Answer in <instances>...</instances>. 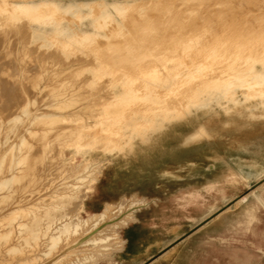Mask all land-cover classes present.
Instances as JSON below:
<instances>
[{"label":"rangeland","instance_id":"374dc122","mask_svg":"<svg viewBox=\"0 0 264 264\" xmlns=\"http://www.w3.org/2000/svg\"><path fill=\"white\" fill-rule=\"evenodd\" d=\"M13 1L0 0V76L2 75L0 77V131L3 130L0 133V156L7 151L6 153H9L7 158L10 159L7 160L9 164V161H11L10 156L13 157V151L17 150L20 144L19 148L22 147L26 151V153L23 151L25 154L28 155L27 152H29L32 156L24 154L29 157L28 160L20 161L23 164L26 162V167L23 166V168H26V172L24 174L21 172L25 177L24 180L21 175L23 184L17 182L21 179L15 181L16 185L15 182L13 184L16 189H19L20 186V189L23 188L19 192L17 190L14 197L20 198L23 195L22 200H28L26 208L31 209L34 201H37L34 204L38 203L39 205L49 202V198L47 201V194L49 193L47 191L52 187V190L61 187L57 196L59 200L56 199V201L62 202L59 204L61 208L58 209L57 207L55 212H52L54 213L52 219L43 218L40 237H43L44 241L35 248L36 251L30 252L29 250L27 254L22 256L19 253V255L17 253L14 255L9 254V257L7 251L4 250L10 247V243L5 244L2 240L0 246L4 243L1 247L7 246L8 248L2 249L0 247V251L3 250L1 253L6 252L5 255L1 254L6 258L1 257L3 259L0 258V264H99L103 261H108L105 264H110L115 253L121 250L125 243V241L123 244L120 243L118 230L122 236V230L133 220L134 212L160 204L158 199H165L171 208L187 209L189 230L202 225L211 226L214 218L218 215H221L220 225L224 226H250L253 229L264 225V112L258 111L259 115L263 114L259 118L240 119L242 126L239 129L228 128L227 131H221L219 136L210 141L204 139L187 147L174 141L175 137L173 136L172 141L170 140L171 143L169 141L164 144L158 143V146L152 145V147L142 145L138 135L147 134L150 131V125L135 130L133 141L135 142L134 146H136L134 148L130 145L121 146L118 137L114 135L116 118L118 117L114 116V119L109 120L110 123L112 122V127L109 129L111 132L99 130L100 126L95 124L96 121L101 122L108 113H117L118 110L126 111L127 117L132 115L133 112L136 113V110H140L142 115L147 114L152 106L140 97L147 93L146 87L155 83L158 73L154 70L170 66L168 58L174 56L178 60L190 62V58H196L203 48H206V52L214 48L219 52L217 63L219 62L221 66L227 67L230 65L231 67L242 66L245 68L250 63L246 60V55L228 59L230 50L234 51L236 46H241L240 44L243 43V48L254 47L252 58L258 59L261 57L260 53L264 51V40L261 39L263 34H261L262 36L255 34L250 37L245 34L244 37L238 39L225 35L217 37V34L219 35L223 30L229 29L231 19L234 20L232 13L230 14L235 10L233 7L231 9L233 0H230L231 3L228 2L229 0H226V3L225 0L222 3V0H204V3L203 0H150L133 4L123 14L112 10V17L108 18L102 17L106 7L101 4L100 0H89L87 4L93 7L91 13L96 27L102 32L101 35L95 37V41L84 40L83 35L78 32L83 29L87 31L90 38L93 37L91 33L93 27L90 26L92 19L85 21L86 15L66 14L67 12L61 10V7H55L53 3L42 1L39 10H37V12H40L35 17H48L55 22V30L47 35L40 33L35 27H31L34 16H28L25 13H14L11 9ZM187 1L188 3H186ZM200 1L205 5H200ZM197 5L201 8H197ZM225 7H228V9ZM204 8L205 10L207 8L211 9L207 10L208 14H210L209 11H212L211 15L213 17L218 16L216 19L213 18L214 22L212 21V24L208 20L210 15L207 14L206 16ZM202 10L203 16H201ZM227 10H230V12L226 13ZM235 11L237 14L235 19L239 18L238 22L241 23L239 27H246L247 25L250 29L264 27V0H251L248 4H242L241 8ZM247 12H249V15H247ZM205 16L209 22L205 20ZM230 16L233 18H228ZM194 17L197 19H194ZM202 20L209 24L203 23ZM220 24L223 25L220 26ZM62 26L66 29L63 30ZM198 42H200V45ZM135 86H137L136 90ZM184 91V88H176L174 93L168 94V97H166L168 100L164 105H169L172 111L178 109L185 102L186 94H184ZM117 94L124 96L117 97ZM51 96L53 99L50 98ZM63 101L65 102L64 105L62 104V107L59 108L56 104L61 105ZM26 103L29 104L26 106ZM160 106H163V104ZM23 107L28 110V117L22 115V122L19 120V124L18 121L13 122L11 119L14 116L16 117L18 111L20 113V109H23ZM75 107L77 108L76 111H74ZM61 110L62 112H60ZM36 112L38 115L44 112L48 114L55 113L58 115L56 116L58 122L55 117V120L51 119L52 117L50 118L53 122L46 118L50 123H47L45 119H42L40 123L39 121L33 122L30 118L33 119V116L37 115ZM75 112H78L77 118L79 119L74 120L72 118V120L71 117H67L73 115V113L76 114ZM94 114L99 115V117L89 119ZM59 115L67 119L62 122ZM28 119L31 121L30 126L27 125L30 122ZM82 119L85 120L84 123L92 124L93 127L92 129H86L85 134L82 133L78 139L75 132L77 133L78 130L80 132L81 129H78L76 125L83 124ZM6 120L9 121L8 126L13 123L17 127L11 125L8 129ZM43 120L46 121V124L43 123ZM32 123L35 124H33L34 127H32ZM42 125L45 126L42 127ZM70 126L73 129L76 127L75 130H78L74 131ZM12 127L15 129L11 133L9 130ZM6 128L7 130H4ZM27 128L29 131L26 130ZM182 130L185 134L193 131V129L185 127ZM45 131L48 132L46 136ZM22 132L23 135L19 139L18 137L21 136ZM42 134L46 141L43 140ZM108 136H111V140L107 139ZM39 139L41 142H39ZM136 140L139 141L136 142ZM50 141L51 143H49ZM179 141H182V138ZM21 142H24L23 146ZM36 143L42 144L36 145ZM83 143L84 145L88 144V146L83 147V150L81 149V152H78L77 148L83 146ZM16 144L18 147L14 146ZM29 144L36 147L32 150L33 147ZM44 145L45 148L49 146L44 149L47 151L46 153L42 147ZM242 145L247 146L242 147ZM28 147H32L31 151L25 149ZM133 149L134 151H132ZM85 151L87 152L86 156L96 160V164H93V166L88 165L89 169H83L85 171H81V177L79 175L80 178L78 179V175L72 176L75 170L73 166L77 170L81 168L77 165H80L83 160ZM33 155L34 157L38 156L34 158ZM70 157H74L72 162L69 161ZM254 159L258 163L256 167L253 165ZM7 161L5 162L7 163ZM20 162H17L16 165ZM53 164L55 165L53 166ZM33 165H36V169ZM43 167L44 169L47 168L48 171L44 170ZM16 168L23 170L22 165H18ZM34 170L37 171L35 179L32 177L34 176ZM42 173H45L46 176H43ZM2 176L4 175L0 174L1 178ZM51 180H54L55 184H53L55 186ZM69 182L72 184L71 186ZM64 185L69 187H66L69 189L68 192L65 191ZM26 187H28V190ZM61 190L65 192L62 191L61 193ZM66 192H70L71 195H66ZM86 192L87 196L85 195ZM65 202H68V204H65ZM70 202L74 206L69 205ZM79 202H81V205L83 203L87 211L97 214L87 216L84 211H80L79 207L81 205H79ZM65 206L68 207L64 208ZM31 210L33 211V209ZM31 210H26L28 214L26 211L21 212L23 214L20 213V217L17 216L18 222L20 220L25 223L26 220L29 221L30 217L32 218L33 213L37 214L35 210L30 213ZM41 210L42 208L40 211L38 210L39 215L46 214L45 210ZM64 210L69 213L66 214ZM62 212L66 216L70 214L69 217H71L69 227L64 232H62L64 220H61V218L65 217V214L63 215ZM0 219L1 222H5L2 217ZM49 222L53 227L55 225L61 226L54 231L52 229L44 231V226L48 225ZM30 234L26 233V236ZM253 237H258V235L253 234ZM11 246L13 250L20 247L18 244ZM16 246L17 248H15ZM11 250L12 253L13 250ZM23 251L22 248L21 252ZM63 252L65 254H62ZM59 254L62 255L55 260V257ZM51 261L54 262L50 263Z\"/></svg>","mask_w":264,"mask_h":264},{"label":"bare ground","instance_id":"6f19581e","mask_svg":"<svg viewBox=\"0 0 264 264\" xmlns=\"http://www.w3.org/2000/svg\"><path fill=\"white\" fill-rule=\"evenodd\" d=\"M42 1H47L49 3H53V5H55V7H61L63 11L67 12L66 14H71V15H77V14H83V15H86L87 18L85 21H88V20H91L92 21L90 22V26L93 27L91 33L93 35L92 38L89 37L87 31L83 30V29H80L78 32L80 34L83 35V39L84 40H90V41H95V37L101 35V30L97 29L96 27V23L93 19V16H92V11L91 9L93 8L92 6L88 5L87 3L89 2V0H14L13 1V5L11 6L12 8V11L14 13H25L26 15L28 16H34L33 17V21H32V26L31 27H35L40 33H43V34H47L49 35V33H53V31L55 30V22L51 19V18H48V17H35V15L37 13H39L40 11L37 12V10H39L40 8V3ZM144 1H150V0H100L101 4H103L105 7H106V11L105 13L103 14L102 17H112V10L114 11H117L119 12L120 14H123V12H125L127 9H129L130 6H132L133 4H137V3H141V2H144ZM192 1V0H191ZM217 1V0H216ZM220 1V0H219ZM228 1V0H227ZM232 1V0H231ZM231 1L229 0L228 2L231 3ZM251 1V0H233L232 2V6H231V9L233 7V9L235 8V10L241 8V5L242 4H248V2ZM259 1V0H257ZM79 2H81L79 4ZM199 2V1H198ZM204 3V0L202 1ZM201 1H200V5H205L203 4ZM207 2V1H206ZM223 2V0L221 1V3ZM188 3V1L186 2ZM219 2V4H221ZM225 3H226V0H225ZM190 4V3H189ZM219 4L216 3V5L219 6ZM195 6V3L193 4ZM229 5V4H228ZM188 7V5H186ZM190 6V5H189ZM198 7L197 8H201L199 5H197ZM210 6V5H209ZM217 6V7H218ZM222 6V5H221ZM224 7V6H223ZM246 7V6H244ZM242 7V8H244ZM215 8V6H214ZM228 9V7H225ZM237 8V9H236ZM60 9V8H59ZM184 9V8H183ZM209 9V8H207ZM206 9V10H207ZM161 10V9H160ZM205 8H204V11L206 12V16L208 14V10L206 11ZM211 10V9H209ZM233 10V12L235 11ZM164 11V10H163ZM172 11V10H170ZM185 11V10H184ZM191 11V9H190ZM228 11V10H227ZM202 12L203 10L201 11V16L202 15ZM205 12H204V15H205ZM212 12V11H211ZM210 11L208 15H210V17L208 16V18H212L211 20L208 19L210 22V24H212V21H213V18H217L218 16L216 17H213L211 14ZM226 12V11H224ZM230 10L226 13H229ZM233 12H230V14L234 17V20L231 19V22H230V25H229V29L227 30H223L221 34H217V37L218 36H231L233 37L234 39H238V38H241V37H244L245 34H247L246 36H253L255 34H258V35H261L263 34V36L261 37L262 40H264V27L262 26V28H253V29H250V27L248 28V25L245 27V26H240L239 27V24L240 21L238 22V19L237 20L235 19L236 18V11L234 12V15H233ZM189 13V12H188ZM243 13V12H242ZM249 15V12H247ZM199 14V13H198ZM214 14V13H213ZM165 15V14H164ZM193 15V14H192ZM191 15V16H192ZM215 15V14H214ZM226 15V14H224ZM190 16V15H188ZM196 16V15H194ZM204 17L205 20L207 21V17ZM212 16V17H211ZM223 16V15H222ZM243 16V15H242ZM220 17V16H219ZM233 17H228V18H233ZM244 17V16H243ZM32 18V17H31ZM193 18V16H192ZM242 18V17H241ZM250 18V17H249ZM179 19V18H178ZM194 19H197L196 17H194ZM223 19V18H222ZM220 19V20H222ZM224 19H225V16H224ZM244 19V18H243ZM168 20V18H167ZM205 20H202V22L204 23ZM241 20V19H240ZM169 21V20H168ZM207 21V22H209ZM225 21V20H224ZM118 22V21H117ZM205 22L206 24H209ZM214 22V21H213ZM221 23V21H219ZM226 23V22H225ZM205 24V25H206ZM247 24V23H246ZM180 25V24H179ZM223 25V24H220V26ZM244 25V24H243ZM9 26V25H8ZM140 26V25H139ZM177 26V25H176ZM213 26V25H212ZM22 27V26H21ZM149 27V26H148ZM173 27V26H172ZM243 27V29H242ZM61 28V27H60ZM150 28V27H149ZM213 29V27H211ZM215 28V27H214ZM224 28V27H223ZM11 29V28H10ZM62 29H66L65 27L62 26ZM142 30V29H141ZM19 31V30H18ZM24 31V30H23ZM138 31V30H137ZM136 31V32H137ZM133 33V32H132ZM148 33V32H147ZM1 34V33H0ZM30 34V33H29ZM56 34V33H55ZM187 34V33H186ZM52 36L54 34H51ZM139 35V34H137ZM11 36V35H10ZM136 36V35H135ZM134 36V37H135ZM44 37V36H43ZM137 37H140V36H137ZM136 37V38H137ZM51 38V37H50ZM53 38V37H52ZM249 43V41H248ZM9 44V43H8ZM198 44L200 45V42H198ZM244 44V43H243ZM243 44H240L241 46H236V48L234 49V51H231L230 50V54L228 55V59H230V57H233V59L235 58H238L242 55H246L247 58L246 60L250 63H248V65L243 68L242 66L238 67H234V66H227V67H223L221 66V64L217 63V59L219 58V52L216 51V49L214 48H211V50L207 51L206 52V48L202 49V51H199L200 53L197 55L196 58H190V62H185V60H178L176 57H171V58H168L169 61H170V66H166L164 69H155L154 71L156 73H158L157 77L155 78V83L151 84L150 86L146 87L147 89V93L142 95L140 98L146 102H149L150 105L152 106L150 109H149V112L146 114L144 113L142 115V113H140V110H136V113L133 112L132 115H130L129 117L126 116V111L124 110H118L117 113H108L107 116L105 118H103V120L101 122H98L96 121L95 124H98V126H100L99 130L101 129L102 131H109L111 132V130H109L111 127H112V122L110 123V119H114L116 117L117 121H116V125H115V131H114V135L116 137H118V142L120 143L121 146H124V145H130L132 148H134V144L135 142L133 141L135 139V130L137 129H142L144 128V126L146 125H150V131L147 133V134H139L138 136L140 137V141H141V144L142 145H146L149 147L152 145L156 146L158 143H166V142H170L171 143V138L172 136L175 137L174 141L176 142H180V145L181 146H191L192 144H197L199 142H201L202 140L206 139V140H212L214 138H216L217 136L220 135L221 131L223 130H226L228 128H236V129H239L242 125H241V122L239 121L240 119H244V118H259V117H262L263 114L259 115L258 111H262L264 112V51L260 53L261 57H259L258 59H254L252 58L253 57V54H252V51H253V46H250V48L246 49V48H243ZM214 45V44H212ZM211 45V46H212ZM37 46V45H36ZM24 47V46H23ZM8 48V47H7ZM21 48V47H20ZM256 48V47H255ZM29 49V48H28ZM210 49V48H209ZM14 50V49H13ZM247 52V53H246ZM13 53V52H12ZM29 57V56H28ZM43 57V56H42ZM187 57H189L187 55ZM12 58V57H11ZM25 58V57H24ZM38 58V57H37ZM82 58V57H81ZM84 59V58H83ZM29 62V61H28ZM52 62V61H51ZM87 62V61H86ZM8 63V62H7ZM46 63V62H45ZM57 63V62H56ZM23 64V63H22ZM243 64V63H242ZM7 65V64H6ZM4 67V66H3ZM10 67V66H9ZM56 67V66H55ZM27 68V67H26ZM37 68V67H36ZM35 68V69H36ZM78 68V67H77ZM3 69V68H2ZM5 70V69H4ZM10 70V69H9ZM8 70V71H9ZM46 70V69H45ZM41 71V70H40ZM39 71V72H40ZM61 71V70H60ZM1 73V72H0ZM10 73V72H9ZM21 73V72H20ZM218 73V75H217ZM31 74V73H30ZM56 74V73H55ZM11 75V74H10ZM59 75V74H58ZM216 75V76H215ZM2 76V75H1ZM0 76V77H1ZM7 77V76H6ZM4 78V77H3ZM29 78V77H28ZM73 78V77H72ZM40 79V77H39ZM8 80V79H7ZM25 80V79H24ZM53 80V79H52ZM55 80V79H54ZM57 81V80H56ZM1 82V80H0ZM62 82V81H61ZM14 83V82H13ZM104 83V81H103ZM193 83H196V84H193ZM73 84V83H72ZM71 84V85H72ZM121 85V84H120ZM140 85V84H139ZM194 85V86H193ZM6 86V85H5ZM23 86V85H22ZM44 86V85H43ZM59 86V85H58ZM49 87V86H48ZM62 87V86H61ZM68 87V86H67ZM66 87V88H67ZM70 87V86H69ZM68 87V88H69ZM9 88V87H8ZM44 88V87H43ZM41 88V89H43ZM50 88V87H49ZM74 88V87H73ZM77 88V87H76ZM83 88V87H82ZM176 88H184L185 91H184V94H186V99H185V102L182 103L180 105V107L174 111L170 110V106L168 105H164L166 103V101L168 100L166 97H168V94H170L171 92H175L176 91ZM10 89V88H9ZM48 89V88H47ZM57 89V88H56ZM71 89V88H70ZM69 89V90H70ZM85 89V88H84ZM107 89V88H106ZM119 89V87H118ZM137 89V86H135V90ZM18 90V89H17ZM46 90V89H45ZM55 90V89H54ZM52 90V91H54ZM81 90V89H80ZM35 91V90H34ZM37 91V90H36ZM60 91V90H59ZM50 92V90H49ZM48 92V93H49ZM63 92V91H62ZM164 94H162V93ZM9 93V92H8ZM11 93V92H10ZM21 93V92H20ZM57 93V91H56ZM55 93V94H56ZM61 93V92H60ZM50 94V93H49ZM54 94V93H53ZM52 94V95H53ZM58 94V93H57ZM65 94V93H64ZM61 95V94H60ZM77 95V94H76ZM80 95V94H79ZM91 95V94H90ZM9 96V95H8ZM25 96V95H24ZM50 96V95H49ZM69 96V95H68ZM74 96V95H73ZM98 96V95H97ZM117 97H121V96H124V95H120V94H117L116 95ZM55 97V96H54ZM58 97V96H57ZM60 97V96H59ZM64 97V96H63ZM62 97V98H63ZM67 97V96H66ZM80 97V96H78ZM115 97V95H114ZM116 97V98H117ZM19 98V97H18ZM49 98V97H48ZM50 98L53 99V97L51 96ZM49 98V99H50ZM82 98V97H81ZM92 98V97H91ZM14 99V98H13ZM28 99V98H27ZM45 99V98H44ZM51 99V100H52ZM66 99V98H65ZM71 100V97L69 98ZM67 99V100H69ZM74 99V98H72ZM58 100V99H57ZM60 100V99H59ZM62 100V99H61ZM64 100V99H63ZM79 100V99H78ZM83 100V99H82ZM10 101V100H9ZM17 101V100H16ZM77 101V100H76ZM81 101V100H80ZM84 101V100H83ZM96 101V100H95ZM12 102V101H11ZM30 102V101H29ZM46 102V101H45ZM52 102H55V101H52ZM60 102V101H59ZM58 102V103H59ZM67 102V101H66ZM97 102V101H96ZM1 103V102H0ZM57 103V102H55ZM54 103V104H55ZM65 103L64 101L61 103V105H58L56 104L57 106L62 107V104ZM68 103V102H67ZM75 103V102H74ZM13 104V103H12ZM29 103H26L25 105L27 106ZM52 104V103H51ZM69 104V103H68ZM76 104V103H75ZM74 104V105H75ZM161 104H163V106H160ZM41 105V104H40ZM53 105V104H52ZM51 105V106H52ZM64 105V104H63ZM80 105V104H79ZM68 106V105H67ZM81 106V105H80ZM94 106V105H92ZM22 107V106H21ZM20 107V108H21ZM49 107V106H48ZM54 107V106H53ZM65 107V106H64ZM70 107V106H69ZM89 107V106H88ZM8 108V107H7ZM27 108V107H25ZM38 108V107H37ZM67 108V107H66ZM3 109V108H2ZM9 109V108H8ZM17 109V108H16ZM15 109V110H16ZM72 109V108H71ZM76 111V107L74 108ZM94 109V108H93ZM14 110V111H15ZM21 112L19 113L18 111V115L15 117H13L11 120L13 122L15 121H18V124H19V120L22 119V115L28 117V110H25L24 107L23 109H20ZM37 110V109H36ZM58 110V109H57ZM63 110V109H62ZM62 110L60 112H62ZM65 110V108H64ZM56 111V110H55ZM32 113V111H30ZM39 112V111H37ZM36 112V113H37ZM48 112V110H47ZM42 113L41 115H34L33 116V119L30 118V120L33 122H38L40 123V121L42 122V119H45L46 121L48 119L46 118H50L51 119H54V117L56 118V116H58L57 114H48V113ZM59 112V110H58ZM143 112V111H141ZM14 113V112H13ZM35 113V114H36ZM66 113L68 114V112L66 111ZM70 113V112H69ZM76 113V112H75ZM80 113V112H79ZM135 113V114H134ZM15 114V113H14ZM17 114V113H16ZM34 114V113H33ZM78 112L76 114L73 113V115L71 114V116H67V117H71L75 119H79L77 118L78 117ZM98 114V113H97ZM5 115V114H4ZM96 115V114H94ZM89 118V119H97L99 117V115H96ZM31 116V114H30ZM29 116V117H30ZM27 117H26V120H27ZM61 117L60 119L63 120L64 119H67L65 118L64 116H60ZM81 117V116H80ZM24 118V117H23ZM84 119V118H83ZM81 120V122L83 124H80V125H76L78 127V129L80 128L81 131L76 133L75 134L77 135L78 139L81 137L82 133L85 134L84 131H86V129H92V124H88L87 122L84 123L83 121L85 120ZM88 119V118H87ZM1 120V119H0ZM10 120V122H11ZM25 120V121H26ZM28 119V121H30ZM48 120V121H49ZM55 120V119H54ZM58 120V118H56V121ZM73 120V119H72ZM263 120V119H262ZM31 121L28 122L27 125H29V123L31 124ZM46 121L44 122L43 120V123L46 124ZM47 123H50L48 122ZM51 122H53L52 120H50ZM79 121V120H78ZM7 122V120H6ZM6 122H5V125H6ZM9 122V121H8ZM7 122V125L8 126V123ZM22 122V120L20 121ZM55 122V121H54ZM58 122V121H57ZM61 122V121H60ZM61 122V123H62ZM80 122V121H79ZM109 122V124H108ZM27 123V122H26ZM94 123V122H93ZM252 123V122H251ZM1 124V123H0ZM25 124V123H24ZM23 124V125H24ZM34 123H32L33 125ZM58 124V123H57ZM56 124V125H57ZM106 124H108L107 126H105ZM13 125V123L11 124ZM11 125L8 126V129L11 127ZM35 125V124H34ZM34 125L32 127H34ZM49 125V124H48ZM55 125V126H56ZM63 125V124H62ZM251 125V124H250ZM2 126V125H1ZM4 126V125H3ZM2 126V127H3ZM15 126V125H13ZM30 126V125H29ZM38 126V125H37ZM45 126V125H42V127ZM51 126V125H50ZM50 126H48V128H50ZM61 126V124H60ZM67 126V125H66ZM248 126V125H247ZM246 126V127H247ZM17 127V126H15ZM23 127V126H22ZM27 127V126H26ZM31 127V128H32ZM40 127V126H39ZM38 127V128H39ZM57 127V126H56ZM71 127V126H70ZM191 128L193 129L192 132L190 133H187L185 134V132L182 130L183 128ZM5 128V127H4ZM29 128V127H28ZM26 129L27 131H29V129ZM47 128V129H48ZM52 128V126H51ZM73 129V127H71ZM76 129V127H74ZM244 128V127H243ZM242 128V129H243ZM13 129H15L14 127L11 128V130H9L10 132L11 131H14ZM23 129V128H22ZM42 129V128H41ZM56 129V128H55ZM58 129V128H57ZM65 129V128H64ZM63 129V131H65ZM73 129L74 131H77ZM246 129V128H245ZM4 130H7L4 129ZM35 130V129H34ZM49 130V129H48ZM52 130V129H51ZM54 130V128H53ZM67 130V129H66ZM244 130V129H243ZM3 131V130H2ZM0 131V133L2 132ZM19 131V130H18ZM17 131V132H18ZM31 131V129H30ZM44 131V130H43ZM42 131V132H43ZM70 131V130H69ZM47 132V131H45ZM45 136L47 133H45ZM52 132V131H51ZM55 132V131H54ZM66 132V131H65ZM92 132V131H91ZM188 132V131H187ZM9 133V132H7ZM12 133V132H11ZM16 133V132H15ZM62 133V132H61ZM64 133V132H63ZM69 133V132H68ZM73 133V132H72ZM4 134V133H3ZM39 134V133H38ZM74 134V135H75ZM9 135H11L9 133ZM8 135V137H9ZM18 135V134H17ZM21 135V136H20ZM18 137L19 139L22 137L23 135V132L22 134H20ZM31 136V133L29 134ZM35 135V134H34ZM41 135V134H40ZM43 135V134H42ZM58 135V134H57ZM70 135V134H69ZM72 135V134H71ZM75 135V136H76ZM96 135V134H95ZM100 135V133H99ZM110 135V134H109ZM51 136V134H50ZM64 136V135H63ZM67 136V135H66ZM84 136V135H83ZM41 137V136H40ZM43 137V140L46 141V138L44 139V135L42 136ZM88 137V136H87ZM94 137V135H93ZM138 137V138H139ZM5 138L7 139V135L5 134ZM4 138V140H5ZM16 138V137H15ZM25 139V137H23ZM39 138V137H38ZM58 138V137H56ZM54 138V139H56ZM73 138V137H72ZM70 138V139H72ZM182 138V141H179V139ZM19 139H18V142H19ZM27 139V138H26ZM31 140H33L32 138H30ZM35 139V138H34ZM41 139V138H40ZM39 139V142H41ZM52 139V140H54ZM60 139V138H58ZM69 139V138H68ZM90 139V137H89ZM108 140H111V136H108L107 137ZM112 139H115V138H112ZM220 139V138H219ZM9 140V139H8ZM16 140V139H15ZM29 140V139H28ZM100 140V139H99ZM171 140V141H170ZM6 141V140H5ZM10 141V140H9ZM21 141V140H20ZM43 141V143H44ZM67 141V140H66ZM69 141V140H68ZM92 141V140H91ZM139 140H136V142H138ZM246 141V140H244ZM28 142H31V141H28ZM38 142V141H37ZM54 142V141H53ZM57 142V141H56ZM241 142V141H240ZM6 143V142H5ZM20 143V142H19ZM18 143V144H19ZM22 143V146H23V143L24 142H21ZM46 144L48 142H45ZM51 143V141L49 142ZM59 143V142H58ZM92 143V142H91ZM26 144V143H25ZM38 143H36L37 145ZM42 143H39L38 145H40ZM45 144V145H46ZM63 144V143H62ZM242 144V143H240ZM1 145H2V142H1ZM45 145L42 146L43 147V150L44 149H47L45 148ZM61 145V144H60ZM92 145V144H90ZM160 145V144H159ZM162 145V144H161ZM168 145V144H167ZM4 146V145H3ZM6 146V145H5ZM14 146H17L14 145ZM21 146V144L19 145V147ZM27 146V145H26ZM29 146H32V150L36 147H34V145H31L29 144ZM47 146V145H46ZM51 146V145H50ZM55 146V144H54ZM85 146H88V144L84 145L83 143V146L81 145V147H78V152H81V149ZM158 146V145H157ZM247 146V145H246ZM244 145H242V147H246ZM18 147V146H17ZM15 151H13L14 155L13 157H11V161H9V164H8V161L7 160H10L7 158V155L9 153H6V156L5 154L0 156V174H3L4 176H2V178L0 177V217H2V220H5L4 224L3 222H1V219H0V243H2V240L4 241L5 244H9L10 247L8 248L7 246H5L6 248L8 249H5V247H1L3 244H1V248L5 249L4 251H7L8 253V256L10 257L9 254H20L21 256L23 254H27L30 250V252H35L36 251V247L40 246L41 245V242L44 241L43 240V237H40V229H41V222H43V218H46V219H52V216H54L52 213L53 211L55 212V210L59 208H61V206H59V204H61L62 201H56L59 200L57 197L59 194L58 192H60V188L58 189L57 186V190H52V188H49L50 190L47 191V201H48V198H49V202H46L47 203H44L42 205H39L38 203L37 204H34L35 202L37 201H34V203H32L33 205L30 207L31 209H33V211L31 209L26 208L28 205H27V201L28 200H22V197L23 195H21V197L19 198H16L14 197L17 190L19 192V190L23 189L19 187V189H16L15 187H13V184L15 181H17L18 179L20 180L21 179V175L22 173L24 174V172H26V168H23V166L26 167V162L25 164L21 163V162H24V160H28L27 156H30L29 152L28 155L25 154L26 151L23 150V148H19ZM40 147V146H39ZM53 147V146H52ZM141 147V146H139ZM138 147V148H139ZM165 147V146H164ZM31 148H25L26 150L28 151H31ZM137 148V147H136ZM162 148V146H161ZM10 149V148H9ZM16 149V148H14ZM30 149V150H29ZM39 149V148H38ZM102 149V148H101ZM129 149V148H128ZM42 150V152H43ZM52 150V149H51ZM59 150V149H58ZM83 150V149H82ZM97 150V149H96ZM126 150V149H125ZM25 151V153L23 152ZM38 151V150H37ZM49 151V150H48ZM134 151V149L132 150ZM131 151V152H132ZM143 151V150H142ZM141 151V152H142ZM44 152L46 153L47 151L44 150ZM126 152V151H125ZM123 152V153H125ZM128 152V151H127ZM148 152V151H147ZM31 153V152H30ZM36 153V152H35ZM34 153V154H35ZM40 153V152H39ZM159 153V151H158ZM27 156H25V155ZM44 154V153H43ZM42 154V156H43ZM63 154V153H62ZM61 154V155H62ZM163 154V153H162ZM174 154V153H173ZM87 155V152L85 151L84 152V155H83V160L80 162V165H77V167H81L79 170H77L76 168H74L73 166V169H75L73 171V175L72 176H77V178L79 179L81 177V171L83 169H89V166L88 165H91L93 166V164H96V160L92 157H88L86 156ZM171 155V154H170ZM9 156V155H8ZM38 156V155H37ZM33 157L34 158H37ZM74 156V155H73ZM76 156V155H75ZM9 157V158H10ZM32 157V156H30ZM168 157V156H167ZM171 157V156H170ZM13 158V159H12ZM47 158V157H46ZM54 158V157H53ZM62 158V157H61ZM60 158V159H61ZM65 158V157H64ZM76 158V157H75ZM176 158V157H175ZM33 159V158H32ZM74 157H70L69 161H73ZM169 159V158H168ZM23 160V161H22ZM38 160V159H37ZM7 161V163L5 162ZM21 161V162H20ZM30 161V160H29ZM36 161V159H35ZM48 161V160H47ZM62 161V160H61ZM11 162V163H10ZM17 162H20L18 165H22V168L23 170L21 171V169H17L16 166V163ZM43 162V161H42ZM28 163V162H27ZM35 163V162H34ZM33 163V164H34ZM50 163V162H49ZM253 165L256 167L258 166V163L255 161V159L253 160ZM41 164V163H40ZM73 164V163H72ZM213 164V163H212ZM37 165V164H36ZM36 165H33L35 166V169H36ZM52 165V164H51ZM55 164H53L54 166ZM74 165V164H73ZM72 166V165H71ZM195 166V165H194ZM91 168V167H90ZM25 169V170H24ZM44 169V167H43ZM50 169V168H49ZM54 169V168H53ZM60 169V168H58ZM255 169V168H254ZM44 170L48 171L47 168H45ZM42 170V171H44ZM55 170V169H54ZM33 171V169H32ZM36 170H34V173L32 176L33 178L35 177V174H37V171L35 173ZM41 171V170H40ZM53 171V170H52ZM56 171V170H55ZM72 171V170H71ZM69 171V172H71ZM85 171V170H83ZM22 172V173H21ZM45 172V171H44ZM66 172V171H65ZM46 173V172H45ZM44 173V174H45ZM89 173V172H88ZM26 174V173H25ZM41 174V173H40ZM43 174V173H42ZM43 176H46V174ZM68 174V173H67ZM84 174V172H83ZM29 175V174H28ZM47 175H48V172H47ZM49 175H50V171H49ZM80 175V177H79ZM88 175V174H87ZM23 176V175H22ZM71 176V174H70ZM86 176V174H85ZM180 176V175H179ZM28 177V176H27ZM48 177V176H47ZM50 177V176H49ZM53 177V176H52ZM83 177V176H82ZM244 177V176H243ZM24 180H25V177L23 176ZM23 178L21 179V181H17L18 184L19 183H22L23 181ZM42 178V177H41ZM67 178V177H66ZM71 178V177H70ZM69 178V179H70ZM87 178V177H86ZM93 178V177H91ZM35 179V178H34ZM39 179H40V176H39ZM68 179V181H69ZM75 179V178H74ZM78 179L76 181H78ZM46 180V178H45ZM65 180V179H64ZM71 180V179H70ZM95 180V178H94ZM92 179V181H94ZM52 181V180H51ZM54 181V180H53ZM52 181V184L55 182ZM38 182V181H36ZM67 182V180H66ZM83 182V181H82ZM31 183V182H30ZM59 183V182H58ZM79 183V182H78ZM81 183V182H80ZM17 183L15 182V185ZM23 184V183H22ZM29 184V183H28ZM27 184V185H28ZM37 184V183H36ZM40 184V182H39ZM51 183L49 182V185ZM53 184V185H54ZM70 184V182H69ZM68 184V185H69ZM32 185V184H31ZM35 185V183H34ZM52 185V186H53ZM60 185V184H59ZM72 184H70L71 186ZM78 185V184H77ZM36 186V185H35ZM48 186V185H47ZM55 186V185H54ZM63 186V185H62ZM38 187V186H37ZM49 187V186H48ZM64 187L66 188L67 185H64ZM27 190H28V187H26ZM30 188V187H29ZM35 188V187H34ZM33 188V189H34ZM42 188V187H41ZM69 188V187H67ZM65 189V191L69 190V189ZM26 190V189H24ZM32 190V189H31ZM42 191V190H41ZM40 191V193H41ZM44 191V189H43ZM63 190H61V193H62ZM63 191V192H65ZM23 192H26V191H23ZM30 192V191H29ZM28 192V193H29ZM32 192V191H31ZM68 192V191H67ZM66 192V195H71L70 192L67 193ZM89 193V192H88ZM64 194V193H63ZM25 195V194H24ZM32 195V194H30ZM87 196V192L85 194ZM19 196H20V193H19ZM27 196V195H26ZM63 196V195H62ZM84 196V197H86ZM83 197V198H84ZM26 198V197H25ZM46 198V197H45ZM61 198V197H60ZM11 199V200H10ZM30 199V198H29ZM35 199V198H33ZM32 199V200H33ZM66 200V199H65ZM11 201V202H9ZM64 201V200H63ZM9 202V203H8ZM31 202V201H30ZM57 202V203H56ZM83 202V201H82ZM64 203V202H63ZM68 204V202H65V204ZM71 203V202H70ZM81 205V202H79ZM64 204V205H65ZM63 205V206H64ZM69 205H72L74 206L72 203L69 204ZM62 206V207H63ZM113 206V205H112ZM68 206H65L64 208H66ZM78 207V206H77ZM106 207H110V206H106ZM42 208V210H45L46 211V214L45 213H42L44 215H39L40 213L38 212V210L40 211V209ZM80 208V211H84L85 214L87 216H93L94 214H97V213H90L89 211L86 210L85 206L82 205L79 207ZM68 209V208H67ZM78 209V208H77ZM26 210H31L30 213L37 211V214L35 215L34 213L32 214V218L30 217V219H28L29 221H25V223H22L20 220L18 222V217H20V213L23 212V211H26ZM41 210V211H42ZM66 214H68L66 212V210H64ZM27 212V211H26ZM24 212V213H26ZM72 212V211H71ZM101 212V211H100ZM29 213V214H30ZM64 213V214H65ZM23 214V213H21ZM28 214V212H27ZM63 214V212H62ZM63 214V215H64ZM65 214V217L63 216L61 218V220H64L63 223H64V226H62V232L66 231L67 228L69 227V224H70V221L69 219L71 217L66 216ZM26 215V214H24ZM24 215H21V216H24ZM31 215V214H30ZM29 215V216H30ZM35 215V216H33ZM27 217V216H26ZM25 217V218H26ZM54 218V217H53ZM58 218V217H56ZM17 220V221H16ZM23 220H25L23 218ZM52 221V220H51ZM56 221V220H55ZM132 221V220H131ZM139 221V220H138ZM17 222V223H15ZM57 223V222H55ZM61 225H55V227H53L51 225V223L49 222L48 225L46 224V226H44V231L47 230V229H52L53 231L60 228ZM120 229V227H119ZM43 231V232H44ZM26 233H31L30 235H27L26 236ZM118 233H119V241L121 244L124 243V240L122 239V236L118 230ZM52 237V236H51ZM53 239V238H52ZM15 244H18L20 247L17 248V246L15 248L17 249H14L12 248L11 245H15ZM22 244V245H20ZM124 245V244H123ZM26 246H29L28 248ZM14 247V246H13ZM122 247V246H121ZM23 248V252H21V249ZM13 250V252L11 253L10 250ZM28 249V250H27ZM11 250V251H12ZM15 250H18L15 252ZM3 251V250H1ZM0 251V255H5V253L3 254V252L1 253ZM18 254V255H19ZM62 254H65V252H63ZM62 254H59L57 257H55V260L58 259ZM0 256L3 257V256ZM11 255V256H12ZM17 255V256H18ZM19 257V256H18ZM4 259L6 257H3ZM1 258V259H3ZM0 259V260H1ZM12 259V258H11ZM97 261V260H96ZM54 262V261H53ZM52 261L50 263H53Z\"/></svg>","mask_w":264,"mask_h":264},{"label":"crops","instance_id":"0c3cea01","mask_svg":"<svg viewBox=\"0 0 264 264\" xmlns=\"http://www.w3.org/2000/svg\"><path fill=\"white\" fill-rule=\"evenodd\" d=\"M158 201L134 212L110 264H264V225L224 226L218 215L211 226L189 230L187 209Z\"/></svg>","mask_w":264,"mask_h":264}]
</instances>
